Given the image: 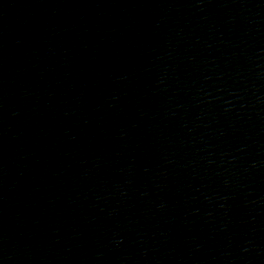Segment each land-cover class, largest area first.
<instances>
[{
    "label": "water",
    "instance_id": "1",
    "mask_svg": "<svg viewBox=\"0 0 264 264\" xmlns=\"http://www.w3.org/2000/svg\"><path fill=\"white\" fill-rule=\"evenodd\" d=\"M0 264H264V0H0Z\"/></svg>",
    "mask_w": 264,
    "mask_h": 264
}]
</instances>
